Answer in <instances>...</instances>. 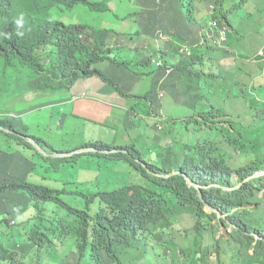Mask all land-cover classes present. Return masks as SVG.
Listing matches in <instances>:
<instances>
[{"label":"clouds","instance_id":"clouds-1","mask_svg":"<svg viewBox=\"0 0 264 264\" xmlns=\"http://www.w3.org/2000/svg\"><path fill=\"white\" fill-rule=\"evenodd\" d=\"M255 1L0 0V264H264ZM98 135L118 154L96 168Z\"/></svg>","mask_w":264,"mask_h":264},{"label":"water","instance_id":"water-1","mask_svg":"<svg viewBox=\"0 0 264 264\" xmlns=\"http://www.w3.org/2000/svg\"><path fill=\"white\" fill-rule=\"evenodd\" d=\"M94 98L98 101L99 108L105 112L108 120H119L122 115L129 117H143V110L135 105L125 102L123 106H117L115 103H123V99L110 93H95ZM126 142H131L130 135H124ZM89 150V162L93 167H101L110 162L118 151L114 144L102 136H96L95 139L87 144ZM188 187L189 184H184Z\"/></svg>","mask_w":264,"mask_h":264},{"label":"trees","instance_id":"trees-1","mask_svg":"<svg viewBox=\"0 0 264 264\" xmlns=\"http://www.w3.org/2000/svg\"><path fill=\"white\" fill-rule=\"evenodd\" d=\"M115 50H113L112 49V52H114ZM85 53H89L88 55H90L91 57H95L93 54H92V52H91V50H86L85 51ZM233 59H235V55L233 54L232 55V60ZM239 98H241V96L240 95H238L235 99L236 100H239ZM247 160V157L245 156V154H243V155H241V156H237V157H235V158H228L227 160H226V164H227V166L228 167H231V168H233L234 170H238L244 163H245V161ZM44 169L45 170H40V173L42 174V175H49V174H51V167L48 165V164H46V165H44ZM220 174H221V177L222 178H228V175L225 173V171L223 170V169H221L220 168ZM41 175V176H42ZM37 177V176H36ZM195 191V190H194ZM254 189H253V187H251V186H247L246 187V191H244V198H243V200H249L250 199V201H254V200H262L263 199V197H261L260 199H258L257 198V196L256 195H254ZM195 193L192 191L191 192V196H193ZM190 196V195H189ZM190 196V197H191ZM192 198V197H191ZM253 221H255L256 222V224L259 226V227H262V226H264V219L263 218H254V219H252Z\"/></svg>","mask_w":264,"mask_h":264},{"label":"rangeland","instance_id":"rangeland-1","mask_svg":"<svg viewBox=\"0 0 264 264\" xmlns=\"http://www.w3.org/2000/svg\"><path fill=\"white\" fill-rule=\"evenodd\" d=\"M248 3V1H251V0H229V3H228V6H227V9L228 10H233L234 11V14L232 15L233 19L236 17V11H235V7H237L238 5H241L243 2ZM257 1V0H256ZM255 1V2H256ZM260 1V0H259ZM137 2V1H136ZM253 3V2H252ZM251 4V3H250ZM249 4V5H250ZM248 5V4H246ZM260 17L256 18V20L254 22H248V21H245L244 24L241 26L242 29L244 30H247L249 27L251 28H254V29H260L261 27V23L263 22V19H262V15L259 14ZM264 17V15H263ZM130 26V23H125L124 24V28H127ZM256 39H258L260 42H263L264 43V35L263 34H259L256 36ZM236 52L238 53V50H236ZM208 90V89H206ZM195 186L194 184L190 183V186ZM256 205L253 204V205H250V206H246V209H252L254 208ZM221 232V231H220Z\"/></svg>","mask_w":264,"mask_h":264},{"label":"bare ground","instance_id":"bare-ground-1","mask_svg":"<svg viewBox=\"0 0 264 264\" xmlns=\"http://www.w3.org/2000/svg\"><path fill=\"white\" fill-rule=\"evenodd\" d=\"M87 54V53H86ZM89 54V53H88ZM229 179H233V178H229ZM192 186V185H191ZM253 192V191H252ZM255 195V194H254ZM250 200V199H249ZM253 201V200H252ZM128 216H131V213H128Z\"/></svg>","mask_w":264,"mask_h":264}]
</instances>
